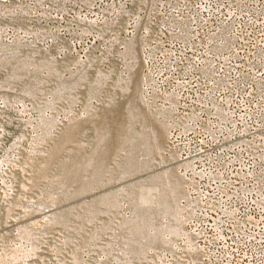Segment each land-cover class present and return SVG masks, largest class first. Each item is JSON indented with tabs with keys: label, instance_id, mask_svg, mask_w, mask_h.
<instances>
[{
	"label": "rangeland",
	"instance_id": "obj_1",
	"mask_svg": "<svg viewBox=\"0 0 264 264\" xmlns=\"http://www.w3.org/2000/svg\"><path fill=\"white\" fill-rule=\"evenodd\" d=\"M158 2L0 0V264L182 262L186 181L142 89Z\"/></svg>",
	"mask_w": 264,
	"mask_h": 264
},
{
	"label": "built area",
	"instance_id": "obj_2",
	"mask_svg": "<svg viewBox=\"0 0 264 264\" xmlns=\"http://www.w3.org/2000/svg\"><path fill=\"white\" fill-rule=\"evenodd\" d=\"M155 13L142 89L170 112L165 148L190 203L182 262L161 263L264 264V0H159Z\"/></svg>",
	"mask_w": 264,
	"mask_h": 264
},
{
	"label": "bare ground",
	"instance_id": "obj_3",
	"mask_svg": "<svg viewBox=\"0 0 264 264\" xmlns=\"http://www.w3.org/2000/svg\"><path fill=\"white\" fill-rule=\"evenodd\" d=\"M178 211V210H177Z\"/></svg>",
	"mask_w": 264,
	"mask_h": 264
}]
</instances>
